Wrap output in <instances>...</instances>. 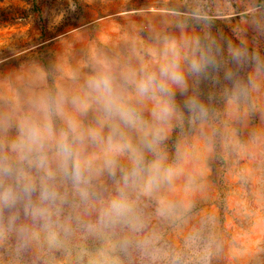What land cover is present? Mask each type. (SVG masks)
I'll list each match as a JSON object with an SVG mask.
<instances>
[{"label":"rangeland","instance_id":"obj_1","mask_svg":"<svg viewBox=\"0 0 264 264\" xmlns=\"http://www.w3.org/2000/svg\"><path fill=\"white\" fill-rule=\"evenodd\" d=\"M156 9L195 33L183 84L155 93L167 121L127 59L112 96L137 126L100 96L65 110L64 37L83 32L117 65L131 52L95 28ZM43 72L50 106L0 87V264H264V0H0V81Z\"/></svg>","mask_w":264,"mask_h":264},{"label":"crops","instance_id":"obj_2","mask_svg":"<svg viewBox=\"0 0 264 264\" xmlns=\"http://www.w3.org/2000/svg\"><path fill=\"white\" fill-rule=\"evenodd\" d=\"M183 19L185 18L182 13L176 9H156L127 17L126 15L113 17L99 24L95 28L98 29V39L102 38L124 49L125 52L126 49L131 52L128 57L123 56V60L117 65L114 60L106 59V55L99 54L92 47L87 53L89 42L86 41V37L83 38V32H78L79 36L66 35L57 62L60 74L56 79L58 103L66 107L65 110L68 111H87L85 107L89 104L88 97H102L93 86L94 81L107 77L111 81L112 89L119 85V80L126 82V59L129 67L136 62L142 65L141 72L145 76L143 80L148 75L155 74L160 81V66L170 63L175 65L184 82L188 73L185 60L186 46L194 40L195 33ZM143 27H145L144 30ZM148 53L153 55V59H147ZM149 65L151 68H148ZM115 73L118 74L117 78L113 76ZM37 76L17 75L9 83V80L2 79L0 87L6 89L11 96L15 95V91L19 89L26 92L28 97L40 95L43 104L50 106V87L47 85L46 75L43 72V75L37 74ZM164 83L170 90H176L180 86L171 81H164Z\"/></svg>","mask_w":264,"mask_h":264},{"label":"clouds","instance_id":"obj_3","mask_svg":"<svg viewBox=\"0 0 264 264\" xmlns=\"http://www.w3.org/2000/svg\"><path fill=\"white\" fill-rule=\"evenodd\" d=\"M193 69L198 70V65L193 64ZM160 83L157 84V77L155 74L148 75L144 80H141L137 85V92L140 96H150L152 99L157 101V106L153 112V116L156 121L161 123L166 122L171 114V108L167 104H161L158 97L155 95L157 89L164 91L165 83L164 81H171L173 84L182 85L183 77L176 70L174 64L165 63L160 66L159 70ZM96 90L101 94V96L106 101V108L108 111L116 114L119 118L126 124L137 126L138 118L131 108L123 106L116 103L112 96V84L109 78L103 77L99 80L94 81L93 85ZM73 130L75 131V125H73ZM33 135L37 133L33 130ZM162 129L154 128L150 131L144 132L143 143L145 147L153 149L159 139H161ZM63 150L67 153L69 148L67 145H63ZM133 151H135L133 149Z\"/></svg>","mask_w":264,"mask_h":264}]
</instances>
